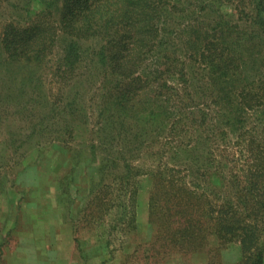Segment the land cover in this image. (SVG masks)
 Returning a JSON list of instances; mask_svg holds the SVG:
<instances>
[{
	"label": "trees",
	"instance_id": "obj_1",
	"mask_svg": "<svg viewBox=\"0 0 264 264\" xmlns=\"http://www.w3.org/2000/svg\"><path fill=\"white\" fill-rule=\"evenodd\" d=\"M239 1L243 24L218 21L215 38H187V56L176 36L166 35L175 29L171 0H62L57 24L43 18L42 8L29 24L8 23L3 30L5 53L29 64L41 62L60 40L65 76L77 68L83 42L96 40L108 86L103 111L117 109L123 127L134 118L142 132L149 124L158 128L156 150L137 142L136 132L116 136L114 144L106 116L100 139L117 156L97 155L91 144L93 159L102 160L95 174H85L81 209L88 223L108 221L110 237L135 233L140 177L147 175L148 250L157 261L176 251L222 264L223 248L237 243L235 264H264V0ZM151 56L149 67L143 61ZM133 150L148 153L154 164L129 160ZM68 177L73 183L74 172Z\"/></svg>",
	"mask_w": 264,
	"mask_h": 264
},
{
	"label": "rangeland",
	"instance_id": "obj_2",
	"mask_svg": "<svg viewBox=\"0 0 264 264\" xmlns=\"http://www.w3.org/2000/svg\"><path fill=\"white\" fill-rule=\"evenodd\" d=\"M171 1L175 7L170 22L175 29L166 35L176 36L174 40L179 52L185 56L189 52L187 38L195 35L203 40L215 38L218 21L243 24L245 18L239 17V6H243L239 0ZM61 5L62 0H0V264H15L7 250L13 253L24 240L29 241L25 248L31 257L44 254L65 257L63 264L204 263L200 253L183 257L172 251L169 257L158 261L149 255L153 231L148 223L151 179L147 175L140 177L135 233L128 236L113 233L110 237L108 219L102 224L83 219L81 209L88 197L86 177L89 172L95 174L94 168L102 160L100 156L98 160L93 159L91 144H96L97 155L117 156L115 148L100 139V130L113 127L115 137H131L136 132L140 134L137 142L150 143L156 150L159 147L158 128L149 124L147 131L142 132V121L137 122L134 118L128 119L127 127H123L117 109L103 111L107 106L103 103L106 100L103 92L108 86L101 81L103 67L95 53L99 47L96 40L83 42V56L75 71L67 76L61 66L60 40L39 63L29 64L25 59L9 57L5 53L2 36L6 24L27 25L34 13L42 8L47 12L43 18L57 24ZM143 63L151 67L152 56ZM203 101H211V98L206 97ZM174 104L176 101L171 103ZM139 108L142 110L140 104ZM99 110L103 112L100 118ZM168 136L171 138L172 135ZM59 144L61 146H57ZM128 158L146 168L154 164L153 157L137 150L128 153ZM75 164L77 167L73 169ZM71 172H74V182L69 184ZM109 176L110 173L106 179ZM78 182L81 190L77 193L74 183ZM59 242L64 248L60 250L61 254L55 247ZM44 244H50V247L46 249ZM239 256V245L231 243L221 251L222 264H235ZM27 259L29 261V256ZM54 262L62 264L61 261Z\"/></svg>",
	"mask_w": 264,
	"mask_h": 264
},
{
	"label": "crops",
	"instance_id": "obj_3",
	"mask_svg": "<svg viewBox=\"0 0 264 264\" xmlns=\"http://www.w3.org/2000/svg\"><path fill=\"white\" fill-rule=\"evenodd\" d=\"M28 243H29V241L25 242V240L23 241V244L20 242L21 246L15 247L14 250L12 249L13 253H11L12 251L7 250V252H10L11 256L14 257L13 261L15 260L14 261L15 264H54L55 263L54 261H57L58 263L61 261L62 264L66 263L65 257L54 258V257H48V256H46V254H44V255L41 254L42 256L31 257V254H29V251L25 248V247H28L27 246ZM49 245L50 244H44L46 249H47V247H50ZM55 247L57 248L56 249L57 253L58 252L60 253V250L62 251V249H64L62 244H60V242ZM51 248H54V247L52 246ZM39 249H40V251H42L41 247H39ZM28 256H29V261L27 259Z\"/></svg>",
	"mask_w": 264,
	"mask_h": 264
}]
</instances>
